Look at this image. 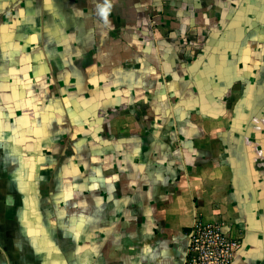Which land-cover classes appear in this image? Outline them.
I'll use <instances>...</instances> for the list:
<instances>
[{
	"label": "crops",
	"instance_id": "0c3cea01",
	"mask_svg": "<svg viewBox=\"0 0 264 264\" xmlns=\"http://www.w3.org/2000/svg\"><path fill=\"white\" fill-rule=\"evenodd\" d=\"M197 217L264 264V0H0V264H188Z\"/></svg>",
	"mask_w": 264,
	"mask_h": 264
},
{
	"label": "built area",
	"instance_id": "2783aa9c",
	"mask_svg": "<svg viewBox=\"0 0 264 264\" xmlns=\"http://www.w3.org/2000/svg\"><path fill=\"white\" fill-rule=\"evenodd\" d=\"M238 237L228 235L218 222L197 217L189 234L188 264H233L242 248Z\"/></svg>",
	"mask_w": 264,
	"mask_h": 264
}]
</instances>
